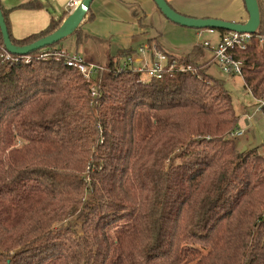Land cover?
I'll return each mask as SVG.
<instances>
[{"label": "trees", "instance_id": "obj_1", "mask_svg": "<svg viewBox=\"0 0 264 264\" xmlns=\"http://www.w3.org/2000/svg\"><path fill=\"white\" fill-rule=\"evenodd\" d=\"M0 7L21 47L55 33L72 12L18 39L10 12L42 3ZM73 36L94 38L83 26ZM257 37L233 54L264 116ZM205 43L177 54L151 39L169 63L190 67L161 78L119 73L138 53L121 48L88 81L64 57H39L63 51V40L26 63L8 55L0 27V264H264V154L238 149L232 134L242 116L209 72L216 59ZM206 48L212 61L203 60Z\"/></svg>", "mask_w": 264, "mask_h": 264}, {"label": "crops", "instance_id": "obj_2", "mask_svg": "<svg viewBox=\"0 0 264 264\" xmlns=\"http://www.w3.org/2000/svg\"><path fill=\"white\" fill-rule=\"evenodd\" d=\"M6 1L9 0H2L3 3ZM28 1L32 0L14 1L10 7L4 5L10 9ZM39 1L43 6L41 9L15 8L10 12V22L15 38L24 39L28 35L42 31L51 23V19H57L70 8L69 3L72 0H48L49 5H46L42 0ZM167 1L179 13L195 18H219L233 22H245L249 18L245 0ZM260 2L264 7V0H259ZM53 3H57V6ZM58 6L59 8H57ZM91 8L94 18L91 21H85L82 26L86 34L94 36L92 39L97 44L104 43L107 46L109 60L121 48L135 49L148 44L155 37L159 38L166 49L177 54L188 53L194 46L209 42L208 40H204V42L199 40L195 43H177L170 40L168 35L165 36V32L172 25L178 24L164 17L153 0H94ZM196 32L200 36L214 33L199 29ZM222 36L220 33V40L212 45L213 48L221 42ZM152 42L155 43L154 40ZM246 123L249 124V121L247 120Z\"/></svg>", "mask_w": 264, "mask_h": 264}, {"label": "rangeland", "instance_id": "obj_3", "mask_svg": "<svg viewBox=\"0 0 264 264\" xmlns=\"http://www.w3.org/2000/svg\"><path fill=\"white\" fill-rule=\"evenodd\" d=\"M14 1L23 0H9L4 3L7 7ZM46 5H49L48 0H42ZM52 1V0H50ZM56 2V1H55ZM57 6V3H53ZM59 8V6L57 7ZM52 9V8H51ZM88 16V15H87ZM87 19V18H86ZM174 26V27H172ZM165 32L170 40L177 43H195L201 40H208L211 45L216 44L220 40L219 31L214 30L213 34H203L198 35L197 30L193 28H187L179 25H172ZM84 30V28H83ZM107 46L102 44H97L92 38L83 44H78L76 42V37H70L63 40V49L69 53H79L82 55L87 63H94L101 65L103 67H108L110 60ZM205 56L203 60L212 61L213 51L210 48L205 49ZM78 51V52H77ZM214 77L220 78L225 81L226 88L233 95V103L237 112L242 116L240 127L244 134L237 137L238 140L237 147L242 149L241 152H246L250 148L258 147V151L264 154V116L258 107V101L254 97L248 88H245L244 77L239 75L229 76L226 74L218 63H212L211 69L209 71ZM258 107V108H257ZM249 121V124L246 121ZM246 147V150L244 148ZM244 150V151H243Z\"/></svg>", "mask_w": 264, "mask_h": 264}, {"label": "built area", "instance_id": "obj_4", "mask_svg": "<svg viewBox=\"0 0 264 264\" xmlns=\"http://www.w3.org/2000/svg\"><path fill=\"white\" fill-rule=\"evenodd\" d=\"M82 0H72L69 3V7L71 10L77 8ZM210 32H214L213 30H209ZM258 36L257 38L260 40V44L264 41V35H258V33L253 34L250 32L239 33L235 31H230L225 34L221 38V42L214 46V57L216 59V63L222 68V70L231 75H239L242 76V71L245 66L243 61L237 60L234 57L233 51L235 49L245 50L248 48L252 38ZM206 45L209 43L206 42ZM138 53L135 56H131L121 63V67H119V73L126 72L129 70H140L144 74L150 77L161 78L165 71H176L180 70L182 72L187 71L190 67L186 65H181L177 67L175 61L169 63V57L157 49V47L153 44L151 47L148 44L142 45L137 48ZM7 52V50H6ZM8 53V52H7ZM9 56H11L8 53ZM41 59L48 58H66V64L68 67L77 68L79 72L83 75V77L90 81V79L95 78L100 72L104 71L106 67H103L94 63H87L85 59L78 53H69L66 51H51V50H42L41 54H39ZM32 56H27L25 62H30ZM97 87L94 86L92 89V95L97 94ZM264 101L262 102L263 105ZM261 110V108H260ZM244 134L242 130H237L232 134V137H240Z\"/></svg>", "mask_w": 264, "mask_h": 264}, {"label": "water", "instance_id": "obj_5", "mask_svg": "<svg viewBox=\"0 0 264 264\" xmlns=\"http://www.w3.org/2000/svg\"><path fill=\"white\" fill-rule=\"evenodd\" d=\"M94 0H82L80 5L72 10L70 15L64 19L62 26L53 34L42 38L41 40L27 45L17 46L9 36L8 26L5 22L3 11L0 7V27L2 38H4V47L9 54L27 56L33 51L42 50V48L57 44L59 41L72 37L74 32L86 21L88 11ZM164 17L172 22L193 29H210L235 31L239 33L250 32L258 33L262 23V14L259 0H245L249 18L245 23L225 21L219 18L191 17L176 11L167 0H153ZM248 124V123H247ZM246 150V147L244 148ZM243 150V151H244Z\"/></svg>", "mask_w": 264, "mask_h": 264}]
</instances>
